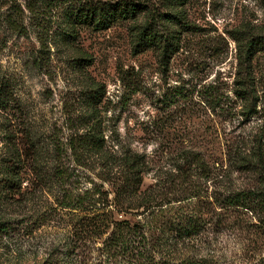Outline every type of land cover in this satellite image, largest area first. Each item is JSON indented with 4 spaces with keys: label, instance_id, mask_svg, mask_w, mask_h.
Wrapping results in <instances>:
<instances>
[{
    "label": "rangeland",
    "instance_id": "1",
    "mask_svg": "<svg viewBox=\"0 0 264 264\" xmlns=\"http://www.w3.org/2000/svg\"><path fill=\"white\" fill-rule=\"evenodd\" d=\"M103 3L142 10L100 31L72 24ZM172 8L0 0V264H126L103 250L115 223L238 194L248 210L189 257L264 264V48L245 57L264 42V0ZM174 12L182 23L157 20ZM149 25L157 42L137 46ZM130 154L144 163L131 195Z\"/></svg>",
    "mask_w": 264,
    "mask_h": 264
},
{
    "label": "trees",
    "instance_id": "2",
    "mask_svg": "<svg viewBox=\"0 0 264 264\" xmlns=\"http://www.w3.org/2000/svg\"><path fill=\"white\" fill-rule=\"evenodd\" d=\"M167 6H179L187 2V0H164ZM173 9V8H172ZM139 10L130 4L115 3V4H93L90 6L79 8L75 14L74 26L81 25L85 27H91L94 30H105L110 27L114 22L118 20H126L136 17ZM172 15L163 14L158 15L159 21L163 17L166 21H175L182 23V17L178 12H174ZM153 21H151L152 24ZM179 23V24H180ZM71 25V23H70ZM73 31V30H72ZM71 31V32H72ZM157 42L158 33L151 29V25L146 26L139 33L137 40V46L145 44L147 39ZM139 42V43H138ZM149 42V41H147ZM162 42V41H158ZM164 46H162V59L165 61V57L169 50H171L173 43L166 39ZM258 45L264 48V42H250L247 46L245 57L254 51ZM166 65V63H163ZM128 164V177L126 183L123 185L124 193L129 195L137 192L141 184V174L143 172L142 167L144 163L141 156L137 154H130L127 157ZM136 187L137 189H135ZM127 194V195H128ZM245 195L238 194L235 196H228L219 200L218 207L209 205L204 207L202 211L195 214L177 213L172 209V213L166 212L163 209H159L158 212L151 211L147 215L145 223H133L128 221H122L115 223L114 230L104 242V251L107 254V260L120 258L122 262L126 264H202L206 263V259L196 258L194 254L189 257L190 248L194 249L201 241V236L205 231L208 232L210 228L223 229L227 228L228 222L232 221V215L238 210H248L244 200ZM218 202V200H215ZM141 206V205H138ZM161 206V205H158ZM130 209V208H129ZM220 210L217 212L216 210ZM216 211V212H215ZM172 214V215H170ZM202 215L207 216L205 219ZM215 217V219H214ZM211 220H214L211 221ZM227 222V223H226ZM98 230V228H96ZM182 251H186L182 252ZM196 256V257H195ZM159 257V259H156ZM206 258V257H205Z\"/></svg>",
    "mask_w": 264,
    "mask_h": 264
}]
</instances>
